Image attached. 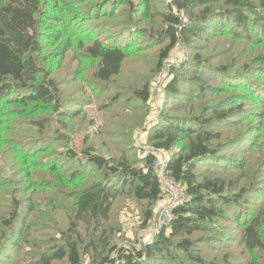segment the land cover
Listing matches in <instances>:
<instances>
[{
	"label": "trees",
	"instance_id": "obj_1",
	"mask_svg": "<svg viewBox=\"0 0 264 264\" xmlns=\"http://www.w3.org/2000/svg\"><path fill=\"white\" fill-rule=\"evenodd\" d=\"M225 41L264 47V0H0V264H264V49ZM91 96L153 117L150 150L78 146ZM157 153L188 200L153 231Z\"/></svg>",
	"mask_w": 264,
	"mask_h": 264
},
{
	"label": "rangeland",
	"instance_id": "obj_2",
	"mask_svg": "<svg viewBox=\"0 0 264 264\" xmlns=\"http://www.w3.org/2000/svg\"><path fill=\"white\" fill-rule=\"evenodd\" d=\"M224 43L228 49L227 51L224 49L223 46H221V49L216 50L213 43L206 45V47L204 48V51H205V49L206 50H208V49L214 50L213 56L218 61V60L223 59V58H226L227 60H233L239 56H244L245 58H249V51H250L251 57H253V56H256L258 54H262L263 49H264L263 46H258L255 44L250 45V46L248 44L247 45L248 48H246L245 46L239 45L238 43H237L236 49H234V48H229V46L233 45L231 42L225 41ZM259 47H262V48H259ZM237 60H239V59H237ZM241 67H243V65L238 64L237 67H233V68L229 69L230 73L231 74H237ZM205 76L207 78H209L207 75H205ZM164 81H165V79H159V82H157L156 98H154L152 100V103H151L156 108L157 112H159L157 109V106L158 105L162 106V103L164 101V99H163V97H164V92H163ZM219 82L225 83L224 80L223 81L221 80ZM120 84H121V86L119 88H121V89L123 87H127L124 85L122 80H121ZM71 98H73L77 101L80 100L79 97H77L76 95L72 96ZM89 98H91V102L88 105L85 104L86 105L85 109H82V110H84V114H81L79 117L76 118L77 121H82V120H83V122L86 121V123L89 124V126H88L89 131L86 134H79V133H81V129H73V131H75V132L77 130L76 133H78L76 135V141L78 143V146L81 145L82 141L85 140V136L88 134L91 136H94V137H96L98 135L97 138H100V136H102V138H105L108 136H113V137H110V139H109L111 142H113L114 139L117 140L123 136H126L128 138L130 136H134L135 139L132 138L133 139L132 141L133 142L135 141L137 147L140 150H143V152H145V151L147 152L150 150L149 146L147 145V135H146L145 130L151 126L153 117H151L149 120L144 121L145 116H144V112H142L143 110H140L138 108L135 109V108H133V106L129 107V105H127L123 101V99H121L120 101L115 103L114 107L109 111V109H107V106H105L109 97H105L104 100L99 99L96 96H95V98H93L92 96ZM84 99H87L86 95H84ZM76 108L79 110L80 107H76ZM42 113H44V112H42ZM113 114H115L116 118L112 117ZM107 116H108V119H107ZM156 116H155L154 120L156 119ZM75 121H73L72 123H74ZM114 122H116V123H114ZM117 123H123L124 124L123 128H117V126L115 125ZM252 123H251V125H252ZM71 124H70V126H71ZM243 125L247 126V124L245 122L243 123ZM111 132H116L117 134H123V136H119V135L113 134ZM124 139H127V138L124 137ZM103 140H105V139H103ZM109 140H108V142H109ZM129 140L130 139H128V141ZM156 155L160 156V154H158V153ZM9 160H13V158L10 157V155H9ZM258 163H260V162H258ZM258 166L259 165L256 163L254 165V168L259 169L261 167V166L260 167H258ZM0 207H2L1 204H0ZM3 213H5V209H3V211H2V214ZM140 213H141L140 209L136 208V206H133V208H131V210H129V212H127V213L123 212L122 218L124 217L123 221L125 222L126 228H130V235L131 236H133V234H134L133 231L135 232V235H136V233L138 234L139 229H138V227L136 228L137 224H136L135 220H136L137 214H140ZM141 234L142 233L140 230L139 235L141 237H143L146 242L152 238V237H150L152 234V231H148L146 236H142Z\"/></svg>",
	"mask_w": 264,
	"mask_h": 264
},
{
	"label": "built area",
	"instance_id": "obj_3",
	"mask_svg": "<svg viewBox=\"0 0 264 264\" xmlns=\"http://www.w3.org/2000/svg\"><path fill=\"white\" fill-rule=\"evenodd\" d=\"M156 159L155 168L159 173L162 186L168 191V197L163 207L157 213L155 224L152 228L153 231H159L163 226L168 225L173 219V207L177 204L186 203L188 200L183 187L167 176L165 161L159 156Z\"/></svg>",
	"mask_w": 264,
	"mask_h": 264
},
{
	"label": "clouds",
	"instance_id": "obj_4",
	"mask_svg": "<svg viewBox=\"0 0 264 264\" xmlns=\"http://www.w3.org/2000/svg\"><path fill=\"white\" fill-rule=\"evenodd\" d=\"M162 207H163V205L160 207V209H161ZM160 209H159V210H160Z\"/></svg>",
	"mask_w": 264,
	"mask_h": 264
},
{
	"label": "bare ground",
	"instance_id": "obj_5",
	"mask_svg": "<svg viewBox=\"0 0 264 264\" xmlns=\"http://www.w3.org/2000/svg\"><path fill=\"white\" fill-rule=\"evenodd\" d=\"M158 155H156V157H157Z\"/></svg>",
	"mask_w": 264,
	"mask_h": 264
}]
</instances>
